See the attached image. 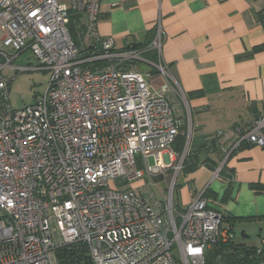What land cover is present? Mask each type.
Instances as JSON below:
<instances>
[{"label":"built area","instance_id":"2783aa9c","mask_svg":"<svg viewBox=\"0 0 264 264\" xmlns=\"http://www.w3.org/2000/svg\"><path fill=\"white\" fill-rule=\"evenodd\" d=\"M100 5L0 0V264H57L56 251L75 243L88 246L93 264H207L214 246L234 240L223 212L202 194L179 208L174 180L165 202L126 188L169 169L178 175L188 153L174 151L184 117L135 69L153 50L163 93L172 88L162 29L147 48L117 51L98 32ZM73 15L87 19L79 46ZM27 52L39 67L14 65ZM40 69L51 72L45 94L14 110L4 72ZM235 137L215 177L242 143L264 147V115ZM257 256L264 264V242Z\"/></svg>","mask_w":264,"mask_h":264},{"label":"crops","instance_id":"0c3cea01","mask_svg":"<svg viewBox=\"0 0 264 264\" xmlns=\"http://www.w3.org/2000/svg\"><path fill=\"white\" fill-rule=\"evenodd\" d=\"M86 24L80 15L78 31ZM159 27L172 88L163 93L166 80L152 66L158 61L153 50L142 53L145 62L135 69L152 67L147 79L153 94L170 96L176 107L174 93L187 99L188 117L179 111L191 131L188 164L197 168L186 174L178 206L202 194L210 208L242 222L241 229L249 222L260 225L264 147L242 143L227 159V169L214 174L236 141V129L264 115V0H101L98 32L112 38L117 51L147 48Z\"/></svg>","mask_w":264,"mask_h":264},{"label":"rangeland","instance_id":"374dc122","mask_svg":"<svg viewBox=\"0 0 264 264\" xmlns=\"http://www.w3.org/2000/svg\"><path fill=\"white\" fill-rule=\"evenodd\" d=\"M80 36V35H79ZM81 41V37H79ZM15 66L20 67H29L35 68L39 67L37 59L32 55V53L27 52L21 56V58L14 63ZM152 69L151 66L145 67L143 72L149 73ZM4 76L10 80L11 88H10V102L11 107L14 110H20L26 106L34 105L36 103V99L38 97H42L51 80V72L44 71V70H37V71H24L18 74H15L12 71H5ZM178 92L174 93L177 98V109L182 111V114L185 118H187L188 110V103L184 100L181 95H177ZM185 109H184V107ZM186 122V121H185ZM187 124V123H186ZM186 126V125H185ZM188 127L189 121L187 124L186 135L188 138ZM188 140V139H187ZM187 149V147H185ZM188 155V153H187ZM187 157V156H186ZM178 163L175 164V166ZM149 165L154 166L156 165L154 158L149 159ZM184 166V164H183ZM187 172L182 170L179 174H175V169H169L168 172L164 174L162 177H158L155 180L151 181L149 178H146L145 181H141L139 183L129 184L126 188H132L134 190H142L144 187L150 190V193L154 197V199L158 201H166L169 195L170 186L174 180V200L177 205H179L180 195L182 186L185 183V176ZM152 183L158 185L157 187L151 186ZM181 208V207H179ZM262 223L254 224L253 222H249V224L244 225L245 228L241 229V223H232V222H225L224 228L230 230L232 227L236 226L233 229L234 234V242L237 244H242L250 248H263V239L264 238V220H261ZM238 225V226H237ZM245 236V237H243Z\"/></svg>","mask_w":264,"mask_h":264},{"label":"trees","instance_id":"16d2710c","mask_svg":"<svg viewBox=\"0 0 264 264\" xmlns=\"http://www.w3.org/2000/svg\"><path fill=\"white\" fill-rule=\"evenodd\" d=\"M80 24V15H73L70 22V33L79 46V38L81 31H78L77 26ZM261 117V116H260ZM258 117L257 119H259ZM256 119V120H257ZM187 127L185 126L180 135L177 137L174 151L177 155L181 156L185 150L187 143L186 135ZM242 145H248L243 143ZM241 145V146H242ZM187 155L183 171L194 172L197 167H189ZM229 161V160H228ZM228 161L225 163L223 169H227ZM259 186H256L258 188ZM225 222H232L235 224L236 219L231 217H225ZM233 233V227L228 230ZM258 248H250L242 244H237L233 240L227 242H220L218 245L213 247L210 252L207 264H257L260 258L257 256ZM56 262L57 264H93L89 248L84 243H75L69 246L63 247L56 251Z\"/></svg>","mask_w":264,"mask_h":264}]
</instances>
